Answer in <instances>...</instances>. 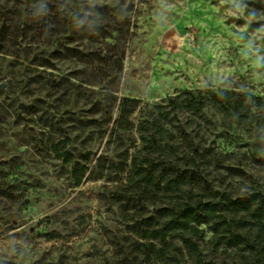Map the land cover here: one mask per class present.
<instances>
[{"label": "rangeland", "instance_id": "obj_1", "mask_svg": "<svg viewBox=\"0 0 264 264\" xmlns=\"http://www.w3.org/2000/svg\"><path fill=\"white\" fill-rule=\"evenodd\" d=\"M197 181L264 193V0H0V264H178L135 232Z\"/></svg>", "mask_w": 264, "mask_h": 264}, {"label": "trees", "instance_id": "obj_2", "mask_svg": "<svg viewBox=\"0 0 264 264\" xmlns=\"http://www.w3.org/2000/svg\"><path fill=\"white\" fill-rule=\"evenodd\" d=\"M230 95L237 97V93L233 91L220 90L212 93L210 98L195 99L190 91H184L175 98L186 96L183 100L185 108L193 112L201 111L209 103L223 111H238L242 100L230 99ZM122 111L121 109V115ZM141 139L143 146L137 155L143 151L146 156L150 155L151 149L155 147L154 136L147 134L141 136ZM193 151H197V146L193 147ZM132 161L133 173L141 175V181L146 184L148 176L146 170H143V164L138 161V156ZM183 161L180 175H187L188 172L201 175L202 171L197 166L196 171L191 170L195 166L194 157H184ZM146 162L150 164L148 159ZM166 165L179 166L172 160H167L163 167H167ZM196 185L205 197L201 198L197 193L194 195L191 190L185 191L180 202L170 203L166 207L168 216L159 230H155L153 234H135L142 239L154 238L165 243V237L170 233L168 238L175 239L179 244L172 253V258L178 264H264V193L232 198L224 193L217 194L208 190L204 184L199 186V181ZM159 232H163V235L158 238ZM208 234L209 237L205 239ZM229 247L237 253L236 258H217L218 251L224 253ZM147 248L148 251H154L153 242H149ZM157 252H162V249Z\"/></svg>", "mask_w": 264, "mask_h": 264}]
</instances>
